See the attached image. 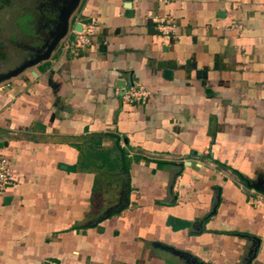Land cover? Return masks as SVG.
I'll return each instance as SVG.
<instances>
[{
    "label": "crops",
    "instance_id": "crops-1",
    "mask_svg": "<svg viewBox=\"0 0 264 264\" xmlns=\"http://www.w3.org/2000/svg\"><path fill=\"white\" fill-rule=\"evenodd\" d=\"M161 1L81 0L90 44L0 84V264H264V0Z\"/></svg>",
    "mask_w": 264,
    "mask_h": 264
},
{
    "label": "rangeland",
    "instance_id": "rangeland-1",
    "mask_svg": "<svg viewBox=\"0 0 264 264\" xmlns=\"http://www.w3.org/2000/svg\"><path fill=\"white\" fill-rule=\"evenodd\" d=\"M26 4H29V6H27L33 16V23H35V20H38L35 25L38 26V23L46 18L45 21L49 20L48 23L45 22V24H48L47 31H49L51 28L50 26L54 24V21H50V18L52 17V13L57 9V5H49L48 0H32V2L30 0H0V77L19 67L29 59H33L35 55L40 52V45H46L43 36L45 39L47 31L44 33V29L38 34V36H20L15 39L19 31L16 20L19 14H22L25 11H20L18 9H20V6ZM42 6H44V15H41L42 17H40ZM22 20L24 21V19ZM29 70L30 69L25 70L20 75Z\"/></svg>",
    "mask_w": 264,
    "mask_h": 264
},
{
    "label": "built area",
    "instance_id": "built-area-1",
    "mask_svg": "<svg viewBox=\"0 0 264 264\" xmlns=\"http://www.w3.org/2000/svg\"><path fill=\"white\" fill-rule=\"evenodd\" d=\"M161 2L165 3L166 0H162ZM152 22L155 24V29L162 38L168 39L173 37L174 26L170 22V17H155L152 19ZM80 26V31H74L71 28L66 37L61 41L60 48L63 51H66L67 49L84 50L90 44V40L98 31V25L94 19H90L87 24H80ZM234 29H240V27L238 25H234ZM147 97L148 93L145 90L136 86H130L123 92L122 101L127 105L143 103ZM10 168L11 163L9 158L4 155L0 149V193H3L13 184Z\"/></svg>",
    "mask_w": 264,
    "mask_h": 264
},
{
    "label": "water",
    "instance_id": "water-1",
    "mask_svg": "<svg viewBox=\"0 0 264 264\" xmlns=\"http://www.w3.org/2000/svg\"><path fill=\"white\" fill-rule=\"evenodd\" d=\"M80 3H81V0H67L65 4L63 5V7L59 9L57 23L55 24L54 28L52 29L53 31L51 32L52 38H50V40L47 42V44L45 45V48L41 50L33 59H30L29 61L21 64L19 67L2 75L0 77V83L16 78L18 77V75H20L25 70L32 69L36 67L37 65H39L40 63L48 61L51 54L54 52L55 47L67 35L70 29L71 18L74 15L75 11L78 9ZM126 9H130V6L129 7L127 6ZM72 30L80 31L81 30L80 24L73 25ZM4 145L5 143H0V148H2V146ZM120 156H121V162H122L121 164L122 174L128 177L125 167L123 165L121 151H120ZM124 187H125V190L121 193V199L123 200L124 204L120 205L115 210L112 209L111 211H109V214L118 212L119 210L127 206L128 202H127L126 194L128 192V180L125 182ZM253 188L256 191L262 193V195H264V187L263 188L253 187Z\"/></svg>",
    "mask_w": 264,
    "mask_h": 264
},
{
    "label": "flooded vegetation",
    "instance_id": "flooded-vegetation-1",
    "mask_svg": "<svg viewBox=\"0 0 264 264\" xmlns=\"http://www.w3.org/2000/svg\"><path fill=\"white\" fill-rule=\"evenodd\" d=\"M31 2H32V0H30ZM67 0H48V2H49V5H52V6H55V5H57V9L54 11V13H52V17L50 18V21H54V24L52 25V26H50L51 28L53 27L54 28V26H55V24L57 23V18H58V14H59V9L61 8V7H63V5L65 4V2H66ZM29 6V4H26V5H24V6H20L19 8L20 9H18L17 7V9L18 10H20V11H23V10H25L22 14H19V16H18V18L19 17H27L28 18V24H30V25H32V34H28V33H24V32H22L20 29H18L19 31H18V35L15 37V39H17V38H19L20 36H24V37H26V36H30V37H35V36H38V34H40L41 32H42V30L44 29V33L48 30V24H45V22H49V20H47V21H45V19H43V21L42 22H40V23H38L39 25L37 26V25H35V23L36 22H38V20H35V23H33L34 21H33V16L31 15V11H30V9H28V6ZM43 7L44 6H42V11H41V13H40V17H42L41 15H44V13H43ZM49 7V6H48ZM73 17V16H72ZM17 18V19H18ZM72 19V18H71ZM51 24V23H50ZM34 25V26H33ZM49 29V31H47L46 32V37H45V39H44V36H43V40H44V42H46V44H47V42L50 40V38H52L51 37V32L53 31L52 29ZM70 29H71V27H70ZM69 29V30H70ZM69 32V31H68ZM68 34V33H67ZM66 37V36H65ZM64 37V38H65ZM63 38V39H64ZM62 39V40H63ZM61 40V41H62ZM61 41L58 43V45L55 47V49H57V48H59L60 47V43H61ZM45 44V43H44ZM41 47H40V51L41 50H43L44 48H45V46L42 44V45H40ZM39 53V52H38ZM37 53V54H38ZM36 54V55H37ZM35 55V56H36ZM30 60V59H29ZM28 60V61H29ZM27 62V61H26ZM25 63V62H24ZM23 64V63H22Z\"/></svg>",
    "mask_w": 264,
    "mask_h": 264
},
{
    "label": "trees",
    "instance_id": "trees-1",
    "mask_svg": "<svg viewBox=\"0 0 264 264\" xmlns=\"http://www.w3.org/2000/svg\"><path fill=\"white\" fill-rule=\"evenodd\" d=\"M24 19V21L22 20ZM28 18L27 17H19L16 21L18 23V29H20L22 32L24 33H28V34H32V25L28 24L27 21ZM233 173L242 181L244 182L245 184H247L246 182V179L241 175L239 174L238 172L236 171H233Z\"/></svg>",
    "mask_w": 264,
    "mask_h": 264
}]
</instances>
